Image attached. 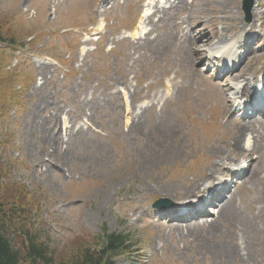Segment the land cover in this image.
Returning <instances> with one entry per match:
<instances>
[{
	"label": "rangeland",
	"instance_id": "374dc122",
	"mask_svg": "<svg viewBox=\"0 0 264 264\" xmlns=\"http://www.w3.org/2000/svg\"><path fill=\"white\" fill-rule=\"evenodd\" d=\"M184 1L176 8L161 0H56L53 13V0H0V37L17 46H0V202L39 229L57 264L81 247L95 249L92 238L104 229L133 238V252L116 264H264V111L256 133H244L251 147L233 150L244 120L235 91L226 94L233 110L224 114L222 90L246 83L228 80L234 55L208 59L236 46L234 75L244 68L249 88H257L264 0H255V28L242 0H224V11L223 0ZM171 7L180 21L159 13L148 22L157 8ZM175 21L193 22L179 43ZM196 29L222 42L197 44L206 52L197 61L182 44ZM247 37L248 49L241 47ZM224 161L247 175H217L207 184H220L215 199L230 194V216L213 215L220 203L212 197L201 218L190 204L211 192L192 198L186 190ZM182 206L189 218H173Z\"/></svg>",
	"mask_w": 264,
	"mask_h": 264
},
{
	"label": "bare ground",
	"instance_id": "6f19581e",
	"mask_svg": "<svg viewBox=\"0 0 264 264\" xmlns=\"http://www.w3.org/2000/svg\"><path fill=\"white\" fill-rule=\"evenodd\" d=\"M151 1H154V0H151ZM163 1H166V3L170 4L171 6L174 5L172 3L171 0H162ZM196 1H199V0H195L194 3ZM174 3H176V8H184V4H185V1L184 0H174ZM193 3V4H194ZM226 2L223 0V1H220L218 3L219 5V8L222 9V11H224V6H225ZM56 5V0H53V4H52V11L54 12V7ZM173 8H169V9H165L163 8L162 10L160 9H156V11L154 12V14L152 15V17L150 16L147 20L149 23H152L153 22V18L157 15V14H163L164 15V18L162 21H165V19L167 18H170L172 20H178L180 21V16H181V11H179L178 14H169V11H171ZM255 9L256 7L254 8L253 12H252V26L253 28H255V24L257 22V19H256V14H255ZM182 10V9H180ZM222 15H225V13H223ZM258 16H260V20L262 19L261 16L262 14H258ZM176 22V28H177V34H176V37L174 39V42L176 43H179L178 41L181 40L182 38H180V33H183L185 28L184 26L185 25H188V24H192L193 22H188L186 24H184L183 22ZM198 24V23H196ZM141 26H142V22L140 23L139 25V28L138 30L133 34V37L135 39H137L139 33H140V30H141ZM206 26V25H205ZM229 26V24H228ZM214 27V25H212V28ZM231 28V30L233 31H237V28L238 26H229ZM247 27L250 29V31L252 30V28L250 26H245L243 28V26L241 28H243V30L247 29ZM209 29V27L207 28V30ZM206 30V31H207ZM193 31V30H192ZM192 33V32H191ZM152 34L151 33H148L146 35V38H148L150 35ZM201 32L199 29H196L193 31V34L192 35H185L184 36V40L182 42V44L185 45V49L183 48L184 51H186L185 53V56L186 57H191L192 60H199L201 57H205L206 56V52H202V51H198L197 49H195V47L197 46V44H200L201 46H208L209 43L211 41H213L214 39L215 40H218V43L221 44L222 42L219 40V37L216 35V34H209L208 32H206L205 34H202L200 36ZM263 36H260L258 35V38H262ZM249 38L247 37L246 40L242 41L244 43L243 48H247L248 49V43H249ZM141 42V41H140ZM180 46V45H179ZM231 44H227V45H223L221 46L220 48H218L214 54L216 56H214L213 58H208L209 60H214V62H220L221 60L225 59L226 57H230V55H234V60L232 59V62H226V64H231L232 65H235L234 63H238L239 61L237 60L238 57H237V53L235 51H233V49L236 47L234 46L232 48ZM172 48L176 49L178 48V46H176L175 44H172ZM84 53V51H83ZM217 66H215L214 68H212L213 70L215 69H220L219 68H216ZM241 69V64H238L237 66V69L235 68H232V72L231 74H228V80L230 81H233V82H238L240 80H244V82L246 83L244 86L242 85H236V86H231V85H227L226 87H224V89L222 90V93H223V97L221 99V101L223 102V107H224V114L227 115V114H230L233 110V106L232 105V102L226 97V94L230 91H235V96H236V99L238 100H243L244 98H248V102H249V107H252L253 105H255L258 101L255 100V98H253V92H252V88H249L250 87V81L248 79H246V74L244 73L245 71L243 70L244 68H242V71L240 72L239 75H234V73L236 72V70H240ZM209 70V69H208ZM216 71V70H215ZM214 71V72H215ZM244 71V72H243ZM260 73V71H257L255 69V78L257 77V75ZM253 75V76H254ZM264 79V78H263ZM263 83V86H264V82L262 80ZM247 102V103H248ZM259 102H260V98H259ZM241 105V104H240ZM247 105V106H248ZM127 113H129V108H127ZM256 120H259L257 118H255L254 116L253 117H248L247 119L244 120V124H241L240 128L237 129V133L233 134L232 135V149L235 150V151H238L240 152V150L242 149V145L244 144L245 148H250L251 147V141L250 139L247 140V138L244 136V133L246 132H254L256 133L257 129L255 127V124H260L261 122L260 121H256ZM129 123V119L127 118V125ZM131 126H134L133 128L137 127L138 126V122L134 120H132V123H131ZM249 159V158H248ZM230 163H235L236 166L239 164V160L235 159V158H232V159H229ZM229 161L227 162H222L221 165H216L217 168H219L218 170H216L215 172H210V174L207 176L206 178V181L203 185H199L198 182H194L193 186L191 188H188L186 190V193H185V197H189L191 196L192 198H196L197 197V194L201 193V194H204L206 192V190L208 189L207 187V184L211 183V182H214L215 180H218V177H216L217 175H222V176H227L228 174L230 175H233V172L229 171V167L230 166H235V165H231V164H227ZM252 163V161H251ZM227 165H229L227 167ZM249 176V174H248ZM210 190V189H208ZM231 199V197L228 199H225V200H222V202H220V210L217 211V215L219 214L218 218L219 219H222L224 216H226V214H229V211H230V207H231V204L229 202V200ZM203 202V199L202 198H198L197 201H195L194 203L192 202V206L194 207H197L199 205H201V203ZM212 212H215L214 210ZM199 215V214H198ZM204 217V215L202 216ZM208 219V218H207ZM213 223V224H212ZM216 221L214 222H210L209 220H206L203 222V224H212L211 227H214L216 228ZM217 252H219L218 254H222V248H216L215 249ZM228 252V251H227ZM227 256L230 257V258H234L237 254L233 253V251H230L229 253H227Z\"/></svg>",
	"mask_w": 264,
	"mask_h": 264
},
{
	"label": "trees",
	"instance_id": "16d2710c",
	"mask_svg": "<svg viewBox=\"0 0 264 264\" xmlns=\"http://www.w3.org/2000/svg\"><path fill=\"white\" fill-rule=\"evenodd\" d=\"M15 43L14 38L0 37V45L13 48L17 47ZM2 173L4 170L0 159V179L3 178ZM12 206L0 202V264H57L54 251L42 240L39 229L24 223L16 207ZM92 239L96 242L95 249L91 246L81 247L75 251L72 259H63L58 264H116L117 258L134 249L133 238L128 234L108 233L104 229L101 235Z\"/></svg>",
	"mask_w": 264,
	"mask_h": 264
},
{
	"label": "water",
	"instance_id": "95a60500",
	"mask_svg": "<svg viewBox=\"0 0 264 264\" xmlns=\"http://www.w3.org/2000/svg\"><path fill=\"white\" fill-rule=\"evenodd\" d=\"M244 10L246 12V15L248 16V19L250 18L251 11L253 9L254 0H244ZM160 206V204H158Z\"/></svg>",
	"mask_w": 264,
	"mask_h": 264
}]
</instances>
